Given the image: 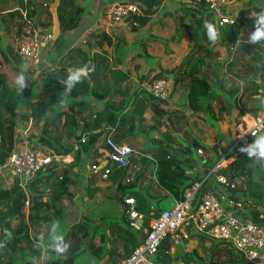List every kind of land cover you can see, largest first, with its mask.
<instances>
[{"label":"crops","instance_id":"0c3cea01","mask_svg":"<svg viewBox=\"0 0 264 264\" xmlns=\"http://www.w3.org/2000/svg\"><path fill=\"white\" fill-rule=\"evenodd\" d=\"M32 1L34 3H40L39 1L37 2V0ZM84 1L85 0H77V3L83 5ZM116 1L118 0H89L90 6L87 12H84L81 16L78 26L71 29L67 35L63 37V44L57 47L54 42L55 38L53 37L47 48L49 49L50 46H52V58L54 59H57L56 57L59 59H67V49L79 45L84 46L85 50L88 52L90 58L88 63L92 62L93 59H91V57L93 54L97 53L104 55L108 59V63L104 69V74L106 73V76H104V79L100 80L98 91L104 94L105 97L101 99L100 103L93 96H89L91 111L94 113L99 112L103 108L104 101L111 102L114 106L124 105L123 109L118 110L116 123L113 126L106 127V131L100 134L95 142L97 147L95 151H89L84 155V157L86 156L84 159L78 161L73 160L74 151L66 154L64 160H53L56 168H65L68 170L67 175L71 182L68 186L71 192L70 195L64 196L60 203L62 206V219H64L67 224L66 231H69L70 227L75 225V223L81 222L84 224V229L88 231V237H90L89 231L95 230L93 234L96 235L98 228H96L95 225H103V231H101L100 236V232L98 236L96 235L97 243L94 245L96 248L101 247V249H98L99 254L96 256H102V264H119L131 249L141 242V233L134 230L135 228L130 224L131 219L126 213L128 205L124 202L122 203L119 193L116 192L118 173H120L119 177H121L123 181H125L126 178H129V181H131L133 172H140L146 167L140 182L141 185L144 186L153 176L155 168V160L153 162V160L148 159L144 155H152L153 159H155L153 152L158 144L167 145L170 152L182 160V165L185 167L187 164H189V166L192 165L193 160L190 159L186 162L184 153L188 149H194V144L197 141L201 142L204 147H206L204 148L206 150H210L213 145L222 147V143H227L234 136H230L228 130H231L233 125L238 121V115L241 110L245 111L246 109V111L252 112L251 108L249 109L250 106H241L238 101L239 99L237 100L234 97L232 101L230 100L233 96L232 94L230 95V90H235L236 82H240L242 78L236 77L233 74L236 72L230 69V66L232 67L234 62L241 59L240 54L237 53L236 50H234L235 52L229 50L230 44L235 41L236 37H240L241 41L237 47L244 59V54L250 57L245 51L253 49L255 54L262 56L263 50L261 51L259 49L260 47L264 49V42L258 44L249 43V34L254 30V22L245 23L240 31L238 26L225 25L218 27L221 33L220 39L215 44L210 43L204 50L194 47L192 50L190 49L191 44H194L191 34L193 30L190 27H186L185 24H180L182 27L180 29L178 28L179 31L181 30V36L179 37L180 41L173 42L172 39L175 37L178 29L173 26L170 28V24L167 23L168 17H166L170 16V14L168 13L169 15H167V13H163L162 10L160 11L166 16H162L163 14L157 15L156 12L158 11L152 10L143 25L138 23L137 26L131 27L125 22L107 25L104 19L106 5L110 6ZM54 2L55 0H52V3ZM232 3L238 8L254 6L264 10V0H232ZM29 4L33 5L31 2H28V5ZM46 4L48 6V3ZM0 6L2 8L4 7L1 11L6 15L4 19L7 17L11 20L9 11L13 6V0H0ZM49 10L51 13V23L48 27L50 29L56 28L57 21L54 11H52V8ZM165 11H169V9ZM21 13L22 17L26 16L24 9L21 10ZM43 14L45 13L39 12L33 15L34 20H28L26 27L22 26L24 28L23 30L27 32L30 27L32 29L39 28V22L45 20V15ZM156 17L159 18L157 21ZM187 18L188 17L185 16L183 20L186 21ZM155 21L158 26V28H154L157 30L156 32H161L165 23L168 24V29H170V31L167 32V29L163 37L155 33H153L155 35H152L147 32L149 28L155 24ZM34 22L37 23L36 26H34ZM3 28H5V26H3ZM99 31H104L110 36L111 43L104 44L101 50L96 48L91 49L94 45V40L90 37L93 36L92 34L94 32ZM153 36H158L165 40L168 39L169 41L168 43L161 44L153 39ZM15 40L16 38L14 41ZM197 41L204 42L205 40H201L199 37ZM135 43L142 45L140 47L141 49L144 46L145 54L162 58V62L154 61L152 64L147 63L146 59L139 54V51L131 47V45ZM257 61L262 62L263 60L260 59ZM48 62L47 65H52L50 59ZM262 63L263 68L259 73V81L260 74L264 69V61ZM66 66L69 65H64L63 67ZM244 68L247 67L239 63L238 70L241 71ZM89 69L90 70H87V72H90L92 68L90 67ZM178 69L181 71L184 70L187 73L196 71L198 75L207 79L213 87L212 90L199 96L196 101V112H191L187 109L186 100L184 98L186 87L190 79L186 77L184 81L176 84L173 83L174 72ZM252 69L250 71L244 69V71H246V73L248 72L249 75ZM63 72L64 70L61 69V74ZM224 73H227L226 79L224 78ZM159 77H166L171 81L172 92L169 98L165 100V105L161 104V106L168 111L163 116L156 117L152 113L150 107L151 100L148 96L150 94L149 84L153 79ZM262 83L264 84V81H262ZM214 88L218 92H216ZM240 93L241 89H239L235 95L244 100L247 95L243 96L242 93V95L239 96ZM218 95L219 98H217ZM235 104H237V106ZM263 111L264 106L259 112L264 115ZM104 133H109L115 141L128 143L134 150V153L131 155L132 157L130 156L129 158L131 166L129 165L126 168H122L112 164V171L106 179L100 176L99 170L94 171L91 168L93 163H101L106 153L101 140L102 134ZM85 149L86 146L81 147L80 157L86 152ZM151 161L154 164L151 163ZM212 161L213 158L210 157L208 159L210 165ZM133 166L138 167V169H134ZM198 167L199 166H196L198 174L195 175V172L194 176L201 175ZM185 171L188 172L190 170L186 168ZM2 182H4L3 179ZM2 185L7 186V183ZM151 187V195L154 197H146L144 203L138 202L136 204L134 197L138 195L137 193L128 195L134 198V209L140 214H144V211H155L156 208H170L175 200L171 193L167 189L161 187L157 181L153 180ZM249 191V188L243 185L237 189L236 194L239 193L241 197L245 198ZM128 196H124V198ZM43 198H45V196ZM27 204L24 203L22 208L25 213L27 212ZM245 215L253 219L252 214L249 213L247 208L245 210ZM259 215H262L259 216V218L264 221L263 214L260 212ZM143 221L144 220H142V224L144 223ZM256 221L259 222L260 220ZM148 222L149 218L147 224ZM48 225L49 223L43 224L42 226L36 227L34 231L31 232L28 242L22 244L25 251L23 252L22 250V254L24 255L20 258L21 260L25 259L26 254L31 256L29 259H40L42 255L40 252L27 251L26 253V250H30L28 248L32 247L34 237L41 232L47 233ZM167 241L170 244L169 249H165L164 251H167L166 253H171L175 248L171 245L169 239ZM175 246H181L184 249L187 245L182 243L181 245ZM92 252L97 254L93 248ZM153 257L158 258V254Z\"/></svg>","mask_w":264,"mask_h":264},{"label":"trees","instance_id":"16d2710c","mask_svg":"<svg viewBox=\"0 0 264 264\" xmlns=\"http://www.w3.org/2000/svg\"><path fill=\"white\" fill-rule=\"evenodd\" d=\"M118 1L124 2L129 0ZM28 2L33 3V5H28ZM145 3L147 4V9H143L141 15L134 16L137 20V24L139 23L140 25L146 22L149 13L152 12L151 5H160L162 0H145ZM23 9L26 13L25 18H23L24 16L22 17L21 13ZM53 9L58 29L54 42L55 45L59 47L63 44V37L67 35L71 29L78 26L86 8L84 5L78 4L77 0H55ZM160 10L165 14L169 13V11H165L166 7L164 5H162ZM182 10L185 16L190 19V23L185 24V26L193 30L191 34L194 44H191L190 49L192 50L193 47L202 50L206 49L208 45H210V42L206 36V30L203 24L206 20L214 23L215 21L209 19L207 15L203 17L193 9L185 7ZM39 12L45 13L43 14L45 15V20L39 22L40 26H49L51 23V13L46 3H34L32 0H13V6L9 11L11 18L14 19L18 17L20 19V22L13 23V25L17 24L21 27H26L28 24L27 20H31L33 15ZM185 16L182 18L184 19ZM3 23L4 20L0 16V24ZM36 25L37 23L34 22V26ZM7 29L10 30L11 28L8 27ZM32 32L33 29L30 27L29 31L26 33L27 39L31 38ZM92 35L94 37V47L98 50H101L104 44L111 43L110 36L104 31L94 32ZM199 37L201 40L203 39L205 41L198 42L197 40ZM242 50L245 51L244 49ZM66 55L67 64L71 66L72 69L85 67L86 65H88L87 70L90 67L92 69L90 72H87L82 82L78 83L72 89L68 96L69 102L66 109H64V107L59 106V101L64 95V85L60 81L66 78L68 72H63L59 77L52 76L38 87L36 85V80L31 77L28 69L25 73L27 87L22 93L18 94L14 86V79L19 73L20 65L24 62V59L22 60L21 57L13 52V47L8 44H3L0 35V67H4V70L0 71V163L5 160L12 151L14 143L17 142L15 128L18 122L25 121L28 118H31L34 124H39L37 126L39 130L38 133L34 134V136H29L30 139L34 138L35 140L33 146L35 147L39 144L58 155H66L72 151V139H79L86 131L99 129V131L89 134V140L83 144V146H86V152L82 157H80L81 148L74 151L73 160L77 161L84 159L86 157H84V155L89 151H95L97 149L95 142L100 134L106 131V127L113 126L116 123L118 110L123 109L124 105L114 106L111 102L104 101L103 108L99 112L94 113L91 111L89 100V96H93L101 103V99L105 97V95L98 90L100 87V80L104 79V76H106V73L104 74V69L108 63V59L104 55L96 53L91 57V59H93L92 62L88 63L90 59L88 52L85 48L83 49L80 46L67 49ZM260 57L261 56L258 55L257 60H260ZM50 61L52 64L55 62V59L51 57ZM186 77L190 79L184 94L187 109L191 112H196V101L199 96L212 90L213 87L207 79L198 75L196 71L187 73L180 69L174 72L173 83L176 84L184 81ZM239 78L241 77L239 76ZM235 92L234 89L231 90L232 95ZM242 93L243 91L241 90L239 96H241ZM256 93L258 94V89L251 95L249 101V108L252 109L253 113L263 109V103L257 104L255 102V99L258 98ZM148 97L151 100L150 107L154 116L161 117L168 111L161 106V104L165 105L166 103L164 99L156 98L152 94H149ZM217 98H219V95ZM64 115L65 118L62 119ZM23 126H25V124H23ZM233 135H235V132ZM194 146V149H188L184 153L186 162L190 159L194 160L197 147L206 148L199 141H197ZM215 148L216 145L211 147L210 150H214L215 153ZM153 153L155 158L153 176L144 186H142L141 183L137 184V177L134 180L124 183L121 177H119L120 173H118L116 192L119 193L122 203L124 202V196H128L131 193L138 194L134 197L136 204L138 202L144 203L146 197L153 198L154 196L151 195L153 180L157 181L161 187L167 189L175 200L181 199L185 189L190 187L194 181H200L208 171L206 170L203 174L200 173L201 175L198 176H192L186 173V168L182 165V160L171 153L167 145L158 144ZM196 158H198L197 155ZM250 160L253 161V159H249L245 153H242L222 172L226 173L229 168L233 172H242L243 174L251 175V172H249L250 170L247 171L245 169V166L249 164ZM153 162L151 161V163ZM207 162L206 164H208ZM187 169L190 170L191 166H188ZM67 173L68 170L65 168H56L55 162L52 160L44 166V169L37 173L35 178L29 181L25 190L22 189L16 181L8 186L0 184V240L5 239V229L12 233V239L6 243V247L0 248V264H10L9 258L11 257V253L15 250H23L22 244L28 242L31 232L34 231L36 227L48 224L53 219L59 221L62 219L63 214L60 203L64 196H69L71 193L68 188L71 182L69 181ZM211 182L212 180L209 178L202 181L194 195V207L198 206L202 193ZM251 184H255L254 179H251L249 183L248 188L250 191H252ZM232 193H236V191H232ZM255 195L260 198L264 194L256 191ZM44 196L45 198H43ZM26 199L28 200V204L27 212L25 213L22 208ZM160 210L162 209H155L156 213ZM250 213L254 220L264 222L259 218L257 210L251 209ZM143 215L146 217L143 219V224L147 225L149 212L144 211ZM200 237L205 238L201 235ZM86 238H88V231L84 229L83 223L77 222L75 225H72L65 236L66 240L71 241V247L66 254V258L50 261L49 264H73L74 255L71 254V251L78 248ZM183 242L186 244L185 240H183ZM214 244L217 247L215 252L211 253L209 256L210 264H230L232 262L252 264L246 262L240 255L221 242L217 241L214 242ZM187 253H185V255ZM3 257H6L4 262H2ZM174 260V257L172 258L169 255L166 256L164 260H160L157 257L152 258L154 264H170L173 263ZM35 261L37 260L25 258L21 260L19 264H35ZM182 262L183 264H193L192 261L183 260Z\"/></svg>","mask_w":264,"mask_h":264},{"label":"built area","instance_id":"2783aa9c","mask_svg":"<svg viewBox=\"0 0 264 264\" xmlns=\"http://www.w3.org/2000/svg\"><path fill=\"white\" fill-rule=\"evenodd\" d=\"M172 3L193 9L203 17L207 15L218 27L238 26L239 31L245 23L254 22L255 16L261 12L252 6L239 9L233 5L232 0H162L160 5L152 4L151 10H160L162 5L167 9ZM143 9H147L145 0L116 1L104 13L105 23L113 25L125 22L130 26H137L134 16L141 15ZM52 39L51 29L48 26H40L33 29L30 39L20 38L15 41V52L36 68L40 64L42 50L49 46ZM240 41V37H236L229 50L234 51ZM49 67L51 65H48ZM61 69L68 72L72 68L66 66ZM171 92L172 83L166 77L153 79L149 84V93L156 98L167 100ZM27 121L32 119L28 118ZM240 121L242 123L238 125L228 148L216 146V154L214 150L196 148V154L202 163H206L210 157L213 158L208 172L200 181H194L186 188L183 197L174 200L170 208L162 209L158 213L150 211L147 225L142 224L145 215L134 209V198L131 196L124 198V203L128 205L126 213L131 219L130 224L141 233V242L134 246L119 264H154L151 257L158 252L165 238L169 239L172 246L181 245L190 234L219 241L248 263L264 264V222L248 218L245 210L247 208L250 213V208L246 207L245 198L239 193H232L245 185V175L242 172H233L229 168L226 173L222 172L242 154L239 148L255 139L253 132L264 135V115L260 112H244ZM21 128L25 129L23 124L18 122L15 128L17 142L5 160L0 163V174L7 186L16 181L25 190L29 181L35 178L46 164L52 160H64L65 155L55 154L39 144L34 147L35 140L22 133ZM96 131L99 129L86 131L79 139L73 140L72 151L81 148L89 140V134ZM101 140L106 153L103 161L93 163L91 168L94 171L99 170L100 176L106 179L112 171V164L122 168L130 165L129 158L134 150L126 142L115 141L109 133L102 134ZM144 156L154 160L152 155ZM133 168L138 169L135 166ZM206 178L212 182L202 193L198 206L194 207L195 192ZM129 180L125 179L126 182ZM24 203L27 204V200Z\"/></svg>","mask_w":264,"mask_h":264},{"label":"rangeland","instance_id":"374dc122","mask_svg":"<svg viewBox=\"0 0 264 264\" xmlns=\"http://www.w3.org/2000/svg\"><path fill=\"white\" fill-rule=\"evenodd\" d=\"M38 1L41 2V3H48V6L47 7H50L52 9H53V6L55 5V2L52 3V1H50V0H37V2ZM83 5L86 8L85 11H84L86 13L87 10H88V8H89V6H90L89 5V0H85L83 2ZM106 6L107 7H106V9H105L104 12H106L107 9L109 8L108 5H106ZM246 7H250V6H246ZM252 7H254V6H252ZM184 8L185 7H182L179 4L172 3L167 8L170 11L169 12L170 16L164 15L160 10H157L158 12H156V14L157 15L163 14L162 16L168 17L167 23L170 24V28L173 26L174 28L176 27V29H178V28L180 29L182 27L180 24H188V23H190V19L189 18H187L186 21H184L183 18H182L183 16H185V13L182 10ZM254 8L259 9V10L262 11V9H260L259 7H254ZM2 9H4V7L2 8L0 6V16L4 20V23L3 24H0L1 41L5 45L8 44L11 47H13L14 48L13 49V52L16 53L15 52V44H16L15 41H17V39H20V38H26V36H27L26 33L27 32L25 30H23L24 28L21 27L20 25H17V24L13 25V23L20 22V19H18V17L17 18H14V19L11 18V20H9V18H7V17L4 19V17L6 15H4V13L1 12ZM52 11H54V9ZM169 14L167 13V15H169ZM158 19L159 18L156 17V21ZM33 20L34 19L32 17L31 21H33ZM156 21H155V24L152 25L147 32L151 33L152 35L158 34L161 37H163L164 32L166 33V30L169 28V26H168L167 23H165L164 24V28L163 29L160 28V29H162L161 32H156L157 30L154 29V28H158ZM3 26H5V28H3ZM8 27H10L11 29L8 30L7 29ZM179 29L177 30V32L175 34V37L172 39L173 42L180 41L179 37L181 36V30L179 31ZM169 31H170V29L167 30V32H169ZM51 33H52V37L55 38V36L58 33L57 27L56 28H51ZM153 33H155V34H153ZM17 37H19V38H17ZM161 37L153 36V39H155L157 42H159L161 44L168 43V41H169L168 39L165 40L164 38H161ZM15 38H16V40L14 41ZM90 38H92V40H94V37L93 36L90 37ZM85 44H86V42H85ZM79 46L84 49V46H82V45H79ZM141 46L142 45H139V44H136V43L131 45V47L134 50L139 51V54L142 55V57L146 59L147 63L152 64L154 61H156V62H162L161 61L162 58H159L158 56H151L150 54H145V52H144V46H143L142 49L140 48ZM47 48H48V46H46L42 50V57H41V60H40V64L36 68H34L32 65H30L29 62H26L25 60H23L21 58L24 61V62H22V64H27L28 65V69L30 71L31 77L36 80V85L38 87H40L44 81H46L48 78H50L52 76L59 77L61 75V68L64 65H68L67 64V59H63V58L62 59H59L58 57H56L58 60L55 59V62L52 63L51 67L48 68L47 63H49L48 61L52 57V52H53L52 50H53V48H52V46H50L49 49H47ZM93 48H95L94 45L91 47V49H93ZM235 50L237 51V53L240 54V58L241 59L239 61L237 60L236 62H234L232 64V67L230 66V69L236 72V73H233L236 77H239V76L242 77V78L243 77H246L248 75V72L246 73V71H244V69H247V71L248 70L250 71L252 69V66L248 62H246L247 61L246 59L243 58L241 52L238 50V47H236ZM259 50L262 51L263 50V47H260ZM246 52L254 60H257L258 55L254 53L253 49L250 50V51L247 50ZM262 57H263V55L260 57V59L263 60ZM239 63H242L247 68H244L243 70L239 71L238 70ZM3 70H4V67L1 66L0 67V71H3ZM226 74L227 73H224L223 74L224 75V78L226 77ZM262 81H264V69H263V71L260 74V81H258V82L250 81V82H246L245 83L246 85L243 84L242 81L236 82V84H235V88H236L235 91L237 92V91H239V89H241L243 91V96H246V95L247 96L244 98V100H242L238 96L235 95L236 94V92H235L233 94V96L230 98V100L232 101L233 100L232 98L235 97L237 100L239 99L238 101L241 104V106L249 107L250 106L249 101H250L251 95L253 93H255V91L257 89H258V93H260V83H262ZM215 91L218 92L216 89H215ZM230 95H231V93H230ZM255 102L257 104L263 103V106H264V97H258L257 99H255ZM235 105L237 106V104H235ZM64 109H66V107H64ZM244 112H249V111H246V109H245V111L244 110H241V112L238 115V121L233 125V127H232L231 130L230 129L228 130V133H229L230 136H233V133L234 132L236 133L238 125L242 123V121H240V120H241V116H242V114ZM258 112L259 111H257L256 113H258ZM64 118H65V116L62 119H64ZM21 123L22 124H25V126H24L25 129H22L21 128L22 133H26L30 137L31 136H34V134L38 133L39 130H38L37 126L39 124H36V123L34 124V121L33 120L32 121H27V120L26 121H22ZM20 126H21V124H20ZM234 136L227 143L226 142L222 143V147H225V149L228 148V144L233 140ZM197 159H196V155L194 154V160L192 162V165H190L191 166V169H190V171H188L186 173L191 174L192 176H194V173L196 172L195 175H197L198 172L196 171V166H199L198 167V170H199V172L201 174H203L206 170H208V167L210 166V163L209 162H207L208 164L202 163L200 159H198V160ZM143 160H146V159H143ZM130 166H131V163H130ZM188 166H189V164H187V166L185 165V168H187ZM245 169L247 171L250 170L249 172H251V175L250 174H244L245 175V179H246L245 180V186H247V188L249 187V183L251 182V179H254L255 180V184H251L252 191L247 192L248 194L245 196L244 203L246 204V207L250 208V211H251V209L257 210L259 214L261 212L263 214V216H264V195L261 196L260 198L255 195V192L256 191H258L259 193H263L264 194V161H256V160H253L252 161V160H250L249 164L247 166H245ZM138 174H139V172H136V173L133 172V174L131 176L132 177V180H134L136 177H138ZM0 177H1V174H0ZM2 179L5 182L4 178L1 177L0 184L1 183L2 184H5L4 182H2ZM7 180L8 179H6V181ZM124 183H125V181H124ZM259 216H262V215H259ZM60 222H61L62 228L66 231L67 224H66L65 220L64 219H61ZM95 227L98 228L97 231H96V235L98 236V233L100 232L99 233V236H100L101 235V231H103V227L104 226L101 225V224H97V225H95ZM134 230L136 232H139L138 230H136V228ZM92 231H89L90 237L86 238L81 243V245H79L78 248H76L73 251H71V254L74 255V257H73V259H74L73 260V264H93V261H94V264H102V261H103L102 260V256L101 255L96 256V255L99 254L98 249H101V247H98V248L94 247V245L97 243V241H96V235L93 234L95 230L93 232ZM66 233H67V231H66ZM167 240H168V238H165L164 239V241L160 245L159 250H158V252L156 254H158V258L160 260H164L165 257L168 256V255L172 256V258L174 257V259H175L174 262L173 263H170V264H182V261L183 260H185V261H192L193 264H210V262H209V256H210L211 253H214L215 252V249L217 247L214 244V242H217V241H213L210 238H206V237L205 238H201V237H197L196 235L190 234L189 238L188 239H185L187 246L184 247V249L181 246H175V245H173L174 248H175V250L173 252H171V253H166L164 250L165 249L168 250L169 249V245H170ZM92 248L96 251L97 254H94L92 252ZM28 249H30V250H26V253H27V251L28 252L29 251L38 252L37 250L33 249L32 247H30ZM24 251L25 250L23 248V252ZM185 253H187V254L185 255ZM23 255L24 254H22V250L21 251L20 250L13 251L11 253V257L9 258L10 264H19L20 261H21L20 258ZM155 255H153V256H155ZM30 257L31 256H29L28 254H26V256H25V258H28V259ZM61 259H63V258H61ZM61 259H58V260H61ZM5 260H6V257H3L2 258V262H4ZM230 264H240V263L232 262Z\"/></svg>","mask_w":264,"mask_h":264},{"label":"clouds","instance_id":"9594fccd","mask_svg":"<svg viewBox=\"0 0 264 264\" xmlns=\"http://www.w3.org/2000/svg\"><path fill=\"white\" fill-rule=\"evenodd\" d=\"M204 29L210 43L215 44L221 36L218 26L214 22L204 21ZM264 42V10L255 16L254 30L249 34V43L258 44ZM28 70L27 64L20 65V71L15 76L14 86L18 94L22 93L27 87V78L25 73ZM87 75L84 67L69 69L66 78L60 81L64 85V95L59 101L60 107H66L68 96L72 89ZM255 139L245 146H241L239 151L245 153L249 159L264 161V135H257L253 132ZM5 239L0 240V248L6 247V243L12 239V233L4 230ZM66 232L57 219L51 220L48 225L47 233L41 232L33 238L32 248L42 255L35 264H49L50 261L66 258V254L71 247V241L65 239ZM94 264V261H93Z\"/></svg>","mask_w":264,"mask_h":264},{"label":"water","instance_id":"95a60500","mask_svg":"<svg viewBox=\"0 0 264 264\" xmlns=\"http://www.w3.org/2000/svg\"><path fill=\"white\" fill-rule=\"evenodd\" d=\"M244 57L247 60V62L252 66L253 69L248 76L241 78V81L243 82V84H245L246 82H250V81L258 82L259 81V73H260L261 69L263 68V63L261 61H257V60H254V59L248 57L246 54H244ZM84 68L86 69V72H87L88 65H86ZM170 78H171V75H170ZM256 96L257 97H264V84L263 83H260V93H258ZM145 170H146V167H144L139 172L138 177H137V184H139L141 182V179L143 177Z\"/></svg>","mask_w":264,"mask_h":264},{"label":"bare ground","instance_id":"6f19581e","mask_svg":"<svg viewBox=\"0 0 264 264\" xmlns=\"http://www.w3.org/2000/svg\"><path fill=\"white\" fill-rule=\"evenodd\" d=\"M263 113H264V111H263Z\"/></svg>","mask_w":264,"mask_h":264}]
</instances>
